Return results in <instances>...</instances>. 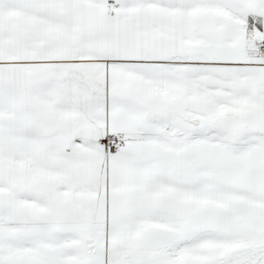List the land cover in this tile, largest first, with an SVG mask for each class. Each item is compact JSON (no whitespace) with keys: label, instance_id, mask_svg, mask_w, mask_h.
Here are the masks:
<instances>
[{"label":"snow or ice","instance_id":"obj_1","mask_svg":"<svg viewBox=\"0 0 264 264\" xmlns=\"http://www.w3.org/2000/svg\"><path fill=\"white\" fill-rule=\"evenodd\" d=\"M0 264H264V0H0Z\"/></svg>","mask_w":264,"mask_h":264}]
</instances>
